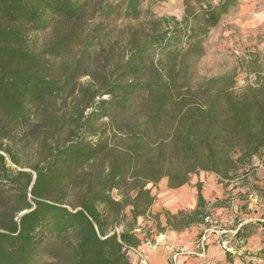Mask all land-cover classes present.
I'll return each instance as SVG.
<instances>
[{"label": "trees", "instance_id": "16d2710c", "mask_svg": "<svg viewBox=\"0 0 264 264\" xmlns=\"http://www.w3.org/2000/svg\"><path fill=\"white\" fill-rule=\"evenodd\" d=\"M144 1L0 0V264H136L138 218L164 178L173 189L201 173L252 178L264 196L258 58L241 89L240 67L198 72L205 37L241 0H183L181 19L150 13L168 0ZM96 17L132 23L114 41L88 31ZM196 188L192 211L166 213L171 228L204 222ZM241 209L213 264H264V214Z\"/></svg>", "mask_w": 264, "mask_h": 264}, {"label": "rangeland", "instance_id": "374dc122", "mask_svg": "<svg viewBox=\"0 0 264 264\" xmlns=\"http://www.w3.org/2000/svg\"><path fill=\"white\" fill-rule=\"evenodd\" d=\"M118 2L120 0H110ZM149 1L145 0L144 5L149 6ZM150 13L157 17H177L182 18L183 15V0H168L166 2L152 4ZM129 20H104L100 17L91 19L88 23V31L93 32L99 25H102L104 34L109 40H116L122 34L125 26L129 25ZM42 38V35L40 36ZM206 54L200 58L198 62V72L201 76L214 77L224 75L231 72L236 67H240L238 76L236 77V88L241 89L247 81H254L253 73L248 74L247 67L255 57L258 58L257 65L264 70V0H241L239 6L234 8L229 14L225 15L219 25L214 28L204 39ZM88 79L82 78V82ZM258 165V162L256 163ZM258 177L264 174V168L260 167L257 172ZM203 183V195L208 201L205 208L204 222L195 224L201 226V236L203 240L207 239L208 234H220L223 240L229 239L228 235H232L235 230V215L242 214L244 209L242 205H247V210L244 211L247 217L257 219L264 214V196L257 189H252L251 183L254 180L251 178V183L242 185L241 181H234L228 185L221 183L213 174L201 173L192 175L188 186L197 190L196 183ZM159 196L169 191L165 187V182L158 185H149ZM175 197V190L172 192ZM172 195V194H171ZM156 197V196H155ZM194 208V207H193ZM193 208H181L179 211L190 212ZM174 212L164 206L161 214L165 215ZM194 225V226H195ZM206 235V237H205ZM209 241H194L192 246L183 247L175 246L170 249L168 264H178L177 260L181 261L182 257L207 258V250L205 244ZM221 242V241H219ZM253 246L248 250L253 256L260 251L259 241L251 242ZM208 246V245H207ZM136 264H149L144 258V263L140 262V258L134 252H129ZM138 259V260H137Z\"/></svg>", "mask_w": 264, "mask_h": 264}, {"label": "crops", "instance_id": "0c3cea01", "mask_svg": "<svg viewBox=\"0 0 264 264\" xmlns=\"http://www.w3.org/2000/svg\"><path fill=\"white\" fill-rule=\"evenodd\" d=\"M161 182H165V187L169 188L167 178L162 179L158 184ZM174 190L179 196L175 197L172 193ZM152 193L156 196L155 202L151 207L149 215L138 218L137 226L139 229L135 233L136 237L140 240L137 248L140 249L149 264H168L170 249L172 247L183 246L187 248L192 246L194 241H209L207 258L184 256L181 261L185 262L182 264H213L216 261H224L225 253L219 242L225 241L222 235L208 234L207 239L203 240L200 237L202 232L201 226L193 225L186 229L175 230L167 224L165 215L161 214L164 206L174 212H177L181 208L195 207L197 204V190L195 191L188 184H185L176 189L169 188L168 192L160 196L153 189ZM249 241L255 242L261 240L259 237H252ZM133 258L131 255L132 261Z\"/></svg>", "mask_w": 264, "mask_h": 264}, {"label": "built area", "instance_id": "2783aa9c", "mask_svg": "<svg viewBox=\"0 0 264 264\" xmlns=\"http://www.w3.org/2000/svg\"><path fill=\"white\" fill-rule=\"evenodd\" d=\"M129 252H134V253H136L137 257L141 259L140 262L144 263V256H143V254L141 253L140 249H138V248H130V249H129Z\"/></svg>", "mask_w": 264, "mask_h": 264}]
</instances>
